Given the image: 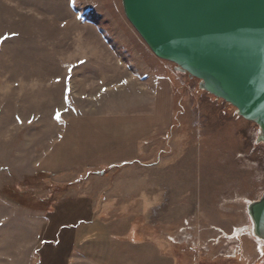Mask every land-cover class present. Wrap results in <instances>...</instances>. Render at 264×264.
Segmentation results:
<instances>
[{"label": "rangeland", "instance_id": "obj_1", "mask_svg": "<svg viewBox=\"0 0 264 264\" xmlns=\"http://www.w3.org/2000/svg\"><path fill=\"white\" fill-rule=\"evenodd\" d=\"M198 84L121 0H0V264H107L113 231L148 264L259 259L258 125Z\"/></svg>", "mask_w": 264, "mask_h": 264}, {"label": "water", "instance_id": "obj_2", "mask_svg": "<svg viewBox=\"0 0 264 264\" xmlns=\"http://www.w3.org/2000/svg\"><path fill=\"white\" fill-rule=\"evenodd\" d=\"M150 50L258 125L264 143V0H121ZM264 241V193L247 207Z\"/></svg>", "mask_w": 264, "mask_h": 264}, {"label": "crops", "instance_id": "obj_3", "mask_svg": "<svg viewBox=\"0 0 264 264\" xmlns=\"http://www.w3.org/2000/svg\"><path fill=\"white\" fill-rule=\"evenodd\" d=\"M109 236L110 250L108 249L107 252H105L108 259L107 264H148V253L144 242L132 241L124 234H119L114 231L110 232ZM92 241L94 240H89L87 242ZM85 247L87 246L84 245L83 248L76 250V254L74 255L76 263L78 264L83 258H86L93 264H102L99 262L101 260L97 259L95 251L93 250L91 252L88 247L87 249ZM154 264H157V262Z\"/></svg>", "mask_w": 264, "mask_h": 264}, {"label": "bare ground", "instance_id": "obj_4", "mask_svg": "<svg viewBox=\"0 0 264 264\" xmlns=\"http://www.w3.org/2000/svg\"><path fill=\"white\" fill-rule=\"evenodd\" d=\"M258 133H259V131H258ZM253 202V201H252ZM251 202V203H252ZM249 215V214H248ZM250 218V217H249ZM250 222H251V226L248 228L250 231V235L253 237V238H255L256 239V242H258L259 241V243H258V249L264 254V250H263V248H264V241L263 240H259L258 238H256V237H254V232H253V224H252V221H251V219H250ZM243 230H245V228L244 227H239V228H237L236 229V234L237 235H239L240 234V232L241 231H243ZM257 245V244H256ZM260 245V246H259Z\"/></svg>", "mask_w": 264, "mask_h": 264}, {"label": "built area", "instance_id": "obj_5", "mask_svg": "<svg viewBox=\"0 0 264 264\" xmlns=\"http://www.w3.org/2000/svg\"><path fill=\"white\" fill-rule=\"evenodd\" d=\"M198 86H199V84H198ZM200 89V88H199ZM200 90H202V89H200ZM216 99H220V98H217V97H215ZM236 114L238 115V116H240L239 114H238V111H237V109H236ZM258 251H259V259H257L255 262H253L252 264H264V262H260L261 260L262 261H264V254L258 249Z\"/></svg>", "mask_w": 264, "mask_h": 264}, {"label": "snow or ice", "instance_id": "obj_6", "mask_svg": "<svg viewBox=\"0 0 264 264\" xmlns=\"http://www.w3.org/2000/svg\"><path fill=\"white\" fill-rule=\"evenodd\" d=\"M125 83H126V81H125ZM57 119H59V113H57Z\"/></svg>", "mask_w": 264, "mask_h": 264}]
</instances>
